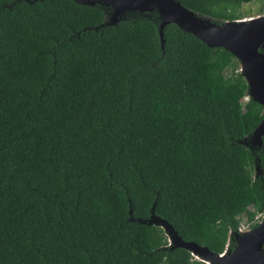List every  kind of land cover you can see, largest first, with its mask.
Instances as JSON below:
<instances>
[{
	"label": "trees",
	"instance_id": "trees-1",
	"mask_svg": "<svg viewBox=\"0 0 264 264\" xmlns=\"http://www.w3.org/2000/svg\"><path fill=\"white\" fill-rule=\"evenodd\" d=\"M110 11L0 0V264H205L140 221L222 253L264 213V143H243L264 108L239 62L173 24L161 49L156 12Z\"/></svg>",
	"mask_w": 264,
	"mask_h": 264
},
{
	"label": "water",
	"instance_id": "water-1",
	"mask_svg": "<svg viewBox=\"0 0 264 264\" xmlns=\"http://www.w3.org/2000/svg\"><path fill=\"white\" fill-rule=\"evenodd\" d=\"M79 5H99L110 9L108 25H114L128 12L158 15V37L164 48V28L173 24L181 31L194 36L210 48H223L239 62V72L248 86V97L264 108V15L225 23L213 22L210 18L184 8L176 0H72ZM264 136V118L255 127L245 145L260 147ZM255 176L260 174V164L256 161ZM131 215V211L129 212ZM140 221V220H138ZM142 224L159 226L169 240L170 249L181 248L205 264H264V219L254 229L234 234L235 247L228 250L230 240L222 253H213L207 247L194 242L183 241L173 226L154 215ZM230 235V234H229Z\"/></svg>",
	"mask_w": 264,
	"mask_h": 264
},
{
	"label": "rangeland",
	"instance_id": "rangeland-1",
	"mask_svg": "<svg viewBox=\"0 0 264 264\" xmlns=\"http://www.w3.org/2000/svg\"><path fill=\"white\" fill-rule=\"evenodd\" d=\"M263 3H264V0H252L249 3H245V4L241 5L240 11L244 15V17H246V16H256L257 14H259L262 11V8H263V5H264ZM254 174H255V172H254ZM261 216L262 215H260L259 213H256L254 215V217H252V220L255 219V217H259V219H263L264 216H263V218ZM245 219H246V217H245ZM240 221H241V223L244 222L245 226H246L247 221L244 220V216H242L240 218ZM240 228L244 229V227L243 228L241 227V224H240ZM168 243H169V240H168ZM193 259L199 261L196 257H193Z\"/></svg>",
	"mask_w": 264,
	"mask_h": 264
},
{
	"label": "flooded vegetation",
	"instance_id": "flooded-vegetation-1",
	"mask_svg": "<svg viewBox=\"0 0 264 264\" xmlns=\"http://www.w3.org/2000/svg\"><path fill=\"white\" fill-rule=\"evenodd\" d=\"M222 1H230V2H236V1H239V7H240V9H241V5H243V4H245V3H249L250 1H252V0H222ZM264 4V3H263ZM262 15H264V5H263V8H262V11L259 13V14H257L256 16H246V17H244V16H242V17H238L237 19H233V20H229V19H227V20H224V21H221V20H218V21H216V20H214V19H211L210 17H208V18H210L213 22H216V23H225L226 21H238V20H242V19H249V18H253V17H257V16H262ZM261 51L264 53V47L261 49ZM263 118H264V111H263ZM263 143H264V136L262 137V145H263ZM262 145L260 146V147H257V149L256 150H259L261 147H262ZM257 160H258V158H257ZM260 215H262L261 217L263 218V216H264V213H260ZM264 219V218H263ZM262 221V219H257V221L256 222H254L251 226H250V228L249 229H254L255 227H257L259 224H260V222ZM235 247V241H234V245H233V248ZM232 248V249H233ZM231 249V250H232ZM229 250V249H228Z\"/></svg>",
	"mask_w": 264,
	"mask_h": 264
},
{
	"label": "built area",
	"instance_id": "built-area-1",
	"mask_svg": "<svg viewBox=\"0 0 264 264\" xmlns=\"http://www.w3.org/2000/svg\"><path fill=\"white\" fill-rule=\"evenodd\" d=\"M246 99H247V98H245V100H246ZM245 217H246V216H244V220L247 221V224H246V226H245V223H244V222L241 223V227H242V228L244 227V229H241V228L239 227V230H238V231L248 230V229L250 228V226H251L254 222H256L257 219H259V217H255V219H253V220H248L247 218L245 219ZM245 227H246V228H245Z\"/></svg>",
	"mask_w": 264,
	"mask_h": 264
},
{
	"label": "clouds",
	"instance_id": "clouds-1",
	"mask_svg": "<svg viewBox=\"0 0 264 264\" xmlns=\"http://www.w3.org/2000/svg\"><path fill=\"white\" fill-rule=\"evenodd\" d=\"M247 218V217H246ZM239 232V231H238Z\"/></svg>",
	"mask_w": 264,
	"mask_h": 264
}]
</instances>
